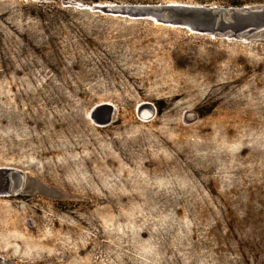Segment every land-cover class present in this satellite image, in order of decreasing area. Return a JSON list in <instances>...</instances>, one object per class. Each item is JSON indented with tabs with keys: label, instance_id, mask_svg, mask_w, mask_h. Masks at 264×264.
Listing matches in <instances>:
<instances>
[{
	"label": "rangeland",
	"instance_id": "374dc122",
	"mask_svg": "<svg viewBox=\"0 0 264 264\" xmlns=\"http://www.w3.org/2000/svg\"><path fill=\"white\" fill-rule=\"evenodd\" d=\"M167 3L264 0H0V264H264V40Z\"/></svg>",
	"mask_w": 264,
	"mask_h": 264
},
{
	"label": "water",
	"instance_id": "95a60500",
	"mask_svg": "<svg viewBox=\"0 0 264 264\" xmlns=\"http://www.w3.org/2000/svg\"><path fill=\"white\" fill-rule=\"evenodd\" d=\"M92 10L103 13L128 16L132 18L150 17L158 23L187 28L197 33H206L214 37L239 40H264V5L241 7H210L188 4H157L132 5L113 7L108 5H93ZM167 15L165 18L163 15ZM144 105H149L144 103ZM149 115L143 118L141 110H137L140 119H150L154 116V110H147ZM103 122L93 120L98 126H105L110 122V117ZM3 188L0 195L8 196L17 194L23 187L18 171L3 169ZM18 177L19 182L10 184L9 179Z\"/></svg>",
	"mask_w": 264,
	"mask_h": 264
},
{
	"label": "bare ground",
	"instance_id": "6f19581e",
	"mask_svg": "<svg viewBox=\"0 0 264 264\" xmlns=\"http://www.w3.org/2000/svg\"><path fill=\"white\" fill-rule=\"evenodd\" d=\"M172 4H176V3H172ZM174 27V26H173ZM149 115V113H148V111L147 110H142L141 111V116L143 117V118H145L146 116H148ZM144 120V119H143Z\"/></svg>",
	"mask_w": 264,
	"mask_h": 264
}]
</instances>
